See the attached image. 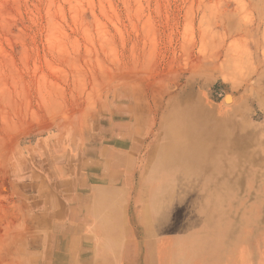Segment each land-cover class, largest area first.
Listing matches in <instances>:
<instances>
[{
    "label": "rangeland",
    "instance_id": "1",
    "mask_svg": "<svg viewBox=\"0 0 264 264\" xmlns=\"http://www.w3.org/2000/svg\"><path fill=\"white\" fill-rule=\"evenodd\" d=\"M192 98L250 134L263 230L264 0H0V264H85L102 149H142ZM132 196L120 264H146Z\"/></svg>",
    "mask_w": 264,
    "mask_h": 264
},
{
    "label": "bare ground",
    "instance_id": "2",
    "mask_svg": "<svg viewBox=\"0 0 264 264\" xmlns=\"http://www.w3.org/2000/svg\"><path fill=\"white\" fill-rule=\"evenodd\" d=\"M179 105L166 112L161 133H153L143 151L132 141L126 152L102 149L101 179L110 186L98 189V198L79 197L92 236L85 264L122 262L133 194L129 208L138 211L146 264H264V229H253L256 210L238 190L258 175L247 166L250 134L243 121L230 113L217 117L200 100ZM137 152L143 153L135 159ZM85 186L77 180V190Z\"/></svg>",
    "mask_w": 264,
    "mask_h": 264
},
{
    "label": "crops",
    "instance_id": "3",
    "mask_svg": "<svg viewBox=\"0 0 264 264\" xmlns=\"http://www.w3.org/2000/svg\"><path fill=\"white\" fill-rule=\"evenodd\" d=\"M53 214V213H52ZM47 217H49V218H51V217H53L51 214H47ZM46 220L48 221L49 219L48 218H46ZM46 221V222H47Z\"/></svg>",
    "mask_w": 264,
    "mask_h": 264
}]
</instances>
